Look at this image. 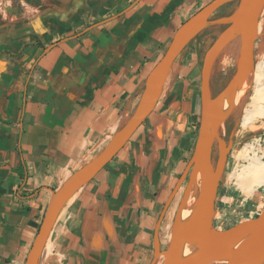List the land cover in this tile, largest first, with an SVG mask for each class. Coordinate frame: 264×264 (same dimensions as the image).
<instances>
[{"label":"crops","instance_id":"0c3cea01","mask_svg":"<svg viewBox=\"0 0 264 264\" xmlns=\"http://www.w3.org/2000/svg\"><path fill=\"white\" fill-rule=\"evenodd\" d=\"M42 1L35 15L0 6V264H24L51 189L128 119L175 30L210 0H140L127 11L116 0L89 28L60 34L53 31L66 26L70 0ZM47 43L54 44L44 50ZM252 95L241 126L264 118L257 75ZM159 104L64 206L39 264L149 263L153 218L170 188L167 165L196 141L181 140L187 125L180 137L171 134L173 108ZM99 174L104 179L86 189ZM231 177L249 193L264 185V162L251 157Z\"/></svg>","mask_w":264,"mask_h":264},{"label":"water","instance_id":"95a60500","mask_svg":"<svg viewBox=\"0 0 264 264\" xmlns=\"http://www.w3.org/2000/svg\"><path fill=\"white\" fill-rule=\"evenodd\" d=\"M138 1H132L127 8L133 7ZM231 1L236 0L208 1L175 30L164 53L148 72L139 100L128 119L112 134L97 154L72 171L56 189H51L47 207L28 249L24 264H39L47 240L64 206L117 154L144 122L159 101L177 56L210 21L212 14ZM237 1L234 10L225 17V27L204 53L200 71V121L197 139L190 158L164 201L155 222L153 256L149 264H154L159 257H162L160 264H209L222 257H225L223 264H257L264 258V204L255 217L222 229L212 224L219 181L232 145L231 139L225 141L220 134L223 122L221 105L223 99L241 85L254 68V46L258 36L259 18L264 9V0ZM233 39L239 41L234 73L226 85L213 95L210 78L214 61ZM53 44L44 50H48ZM210 134L218 147V156L214 165L210 154ZM203 164L205 167L197 195L202 203L186 222L180 224L178 222L180 209L186 202L195 176ZM186 179L168 244L165 248H161L159 242L161 222ZM185 241L200 246L202 251L179 262L177 259L179 246Z\"/></svg>","mask_w":264,"mask_h":264},{"label":"rangeland","instance_id":"374dc122","mask_svg":"<svg viewBox=\"0 0 264 264\" xmlns=\"http://www.w3.org/2000/svg\"><path fill=\"white\" fill-rule=\"evenodd\" d=\"M54 1L57 0H53V3H57ZM119 1L122 2V0ZM132 1L134 0H124L119 6H125L124 11H127V7ZM69 2L67 8L69 19L65 22L66 26L62 25L64 26L63 28H59L60 30L58 29V31L53 32L60 34L61 30H70L76 33V31L87 29L92 23L103 19L108 12L114 9L116 0H89L87 2L70 0ZM237 3V0L232 1L223 10L215 13L199 33L188 42L176 58L164 89L162 90L159 105L163 104V107L171 105V108H173L170 112L171 115L167 112V118L169 119L171 117L174 124L173 129H175L171 134L177 136V133L185 128V125L188 126L187 133L183 135L178 133L179 137L181 135V140L187 138L191 139L194 136L197 138L200 121V71L203 56L212 41L225 27V17L231 14L237 6ZM3 4L6 7L11 5L10 8H13L17 12L35 15L40 12L43 1L0 0V6ZM70 23L72 25L67 27ZM51 37L52 35L47 41H50ZM230 42L227 44L228 46L226 45L218 54L212 67L210 84L213 95H216L226 85L236 67L239 41ZM47 46H49V43H47L44 48ZM254 59L255 75H257V78L262 77V79H264V9L259 18L258 36L254 46ZM179 66H182V70L179 69ZM249 84L251 86L249 98L246 97L243 103L236 105L227 115L223 125L220 127L221 136L225 141L231 139L232 145L226 159L225 168L220 178L218 192L215 198L212 224L216 228H226L239 221L255 217L264 203V185L256 184L253 186L252 191L248 193L242 191L236 184L235 178L231 177L232 173L237 175L242 173L246 165L250 162L251 157H259V160L264 162V118L257 117L250 126H241L240 124L244 109L248 106V101H250L253 96V82L249 81ZM141 129L143 128H140V130ZM137 136L138 134L136 137ZM105 144L106 143H104V145ZM104 145L102 144L98 147V150L95 152L98 153ZM189 150H191V152H189ZM192 151L193 148L191 149V146L188 147L187 155L182 157L180 162L167 165L166 174L169 177L170 188L168 189V193L162 197L160 210L154 215V225L164 205V201L183 171ZM210 151L211 161L214 165L218 156L216 141L211 144ZM175 167L176 169H174ZM102 179H104V177L99 174V176L94 179V183L86 186V189L95 186L98 182L100 183ZM199 180L201 184V179ZM186 181L187 179L175 195L162 220V227L160 226L159 229V242L161 248H165L168 244L174 216L184 192ZM159 190L160 189L156 192L157 194H159ZM161 261L162 258L159 257L154 264H160Z\"/></svg>","mask_w":264,"mask_h":264},{"label":"bare ground","instance_id":"6f19581e","mask_svg":"<svg viewBox=\"0 0 264 264\" xmlns=\"http://www.w3.org/2000/svg\"><path fill=\"white\" fill-rule=\"evenodd\" d=\"M247 1L249 0H246V2ZM232 41L234 42L236 41V39H233ZM254 79H255V63H254L253 70L247 76L245 81L241 85L237 86L229 95H227L223 99L222 105H221L223 122L221 123V125H223L225 121V117L228 115V113H230L236 105L243 103L246 97L249 96V90L251 88L249 81H252L254 83ZM209 139L211 140L210 141V149H211V144H213L214 142V139L212 140V134L209 135ZM204 167H205V164H203L201 170L197 172L195 179L191 185L189 196L186 202L184 203V205L182 206V208L180 209L179 217H178V222L180 224H183L184 222H186L195 213L199 205L202 203V200L197 195H198V190H199V185H200L199 179H201V176H203ZM200 251H202L201 247L195 245L194 243L190 241H185L179 246L177 259L179 262H182L188 259L189 257L197 254ZM224 262H225V257H222L220 259L210 262L209 264H223ZM257 264H264V258Z\"/></svg>","mask_w":264,"mask_h":264},{"label":"trees","instance_id":"16d2710c","mask_svg":"<svg viewBox=\"0 0 264 264\" xmlns=\"http://www.w3.org/2000/svg\"><path fill=\"white\" fill-rule=\"evenodd\" d=\"M232 2V1H231ZM231 2H229V3H226L225 5H223V6H221L217 11H215L213 14H212V16L215 14V13H217L218 11H220V10H223L226 6H228V4H230ZM211 16V17H212ZM39 46H43V45H41V44H39ZM200 247V246H199Z\"/></svg>","mask_w":264,"mask_h":264}]
</instances>
